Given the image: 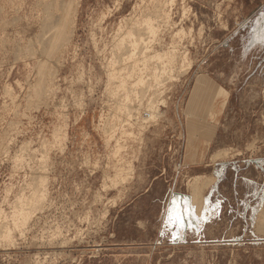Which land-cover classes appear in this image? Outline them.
I'll return each instance as SVG.
<instances>
[{"label":"rangeland","instance_id":"374dc122","mask_svg":"<svg viewBox=\"0 0 264 264\" xmlns=\"http://www.w3.org/2000/svg\"><path fill=\"white\" fill-rule=\"evenodd\" d=\"M47 1L0 0V225L12 235L0 238V264H264V0H160L158 31L136 36L149 55L177 57L158 88L157 60L145 61L135 121L119 77L109 84L119 92L105 84L109 59L126 51L116 35L150 0H80L52 58L37 41ZM43 60L50 76L35 97ZM150 99L160 111L143 124ZM41 178L40 209L14 229V204Z\"/></svg>","mask_w":264,"mask_h":264},{"label":"bare ground","instance_id":"6f19581e","mask_svg":"<svg viewBox=\"0 0 264 264\" xmlns=\"http://www.w3.org/2000/svg\"><path fill=\"white\" fill-rule=\"evenodd\" d=\"M141 2H142V6H143V3L145 2V0H140ZM171 2H172V0H170ZM79 2H80V0H62V1H60V0H49V1H47V2H44V4L43 3H41L42 5L41 6H43V9H42V12H43V15H44V20H43V22H42V24H41V28H42V37H40V38H42L41 40H37L38 41V44H39V42H40V45H42V53H44V54H46V56H47V58L48 57H53L54 55H55V53H57L58 51L59 52H62V51H60L62 48H64V47H67L66 45L68 44V42L70 41L69 39H70V36H71V33H72V29H73V25H74V23H75V16H76V12H77V8H78V6H79ZM163 2V1H162ZM165 2H166V0H165ZM165 4V3H164ZM149 5V6H148ZM166 7V6H165ZM149 8H152V9H150L149 10ZM162 4H161V2H160V0H150L144 7H143V9H142V7L140 6L139 7V9H137V10H139V14H135V15H132L133 16V18H132V22H131V25H128L127 26V28L125 27V29H126V31H123V32H121V33H118L116 36V38H115V41H114V45H113V47H114V49H118V50H122L123 48L126 50L125 52H121V53H119L118 54V56L115 54L114 56H112L113 57V59H109V60H111L110 61V63H108V64H110L109 65V67H108V70H107V78H108V82H107V84H105V85H108V87H109V84H110V82H111V80H113V78L115 79V77L117 78V77H119V81H120V83L118 84V86L116 85V87H117V89H120V90H123V92L125 93V92H127L128 94H132L131 95V97L128 95V94H125V96L123 95V94H121V95H123L124 96V99L125 100H128V103H127V101H126V104H124L125 105V107H124V109H126L127 110V114H128V116H127V114H126V116L128 117V119L129 120H131V121H135V120H132L131 119V116L133 115V114H135V113H137L138 112V108H140V107H137V108H135V106H139V101H141V100H143L144 99V97H145V93H144V91H145V88H146V86L147 87H150V80H149V78H147L148 76H149V74H148V76L146 77V76H143V72H144V74L146 73L145 71H144V69L147 71V69H148V67L145 65V61L148 59V58H152V59H154V60H157L156 61V65H155V67L153 68V72H152V76H151V80L153 81V83L155 84H153L154 86H157V85H160V87H161V83H163V75L164 74H168L169 73V77L171 76L172 77V74H173V71H174V69L172 68V65H173V63L175 62V60H176V54L174 53V51H172V50H168V51H155L153 54H148V53H146L147 52V40H146V37L145 38H140V37H137L136 36V34H137V31L140 29V28H142L144 31H146V32H144V33H147L148 34V36H149V34H153L154 32H156V31H158V29L156 30V27L157 26H155L156 25V21L158 20H156V21H154L155 19L153 18V17H157V14L160 12L159 10H161L162 11ZM142 10H144V12H142ZM55 11H60L61 12V15L59 16V17H56V18H53L54 16H52V15H54L53 13L55 12ZM148 11V12H147ZM150 11H152V13L150 12ZM159 11V12H158ZM157 12V13H156ZM162 13V12H161ZM42 14V13H41ZM165 14V13H164ZM159 15H160V13H159ZM158 15V16H159ZM166 15V17H168V14H165ZM164 15V16H165ZM162 18V17H161ZM130 19V18H129ZM165 19V18H164ZM41 20V21H42ZM1 21V20H0ZM129 21V20H128ZM163 22V20H160V22ZM123 22H124V20H123ZM161 22V23H162ZM166 22V21H165ZM121 24V23H120ZM125 24H127L126 23V21H125ZM12 25V24H11ZM120 26V25H119ZM125 26V25H124ZM161 26V25H160ZM121 27V26H120ZM119 28V27H118ZM156 30V31H155ZM118 32H119V30H118ZM179 32H181L180 30H179ZM41 33V32H40ZM159 33V32H158ZM39 34V33H38ZM155 34V33H154ZM153 34V35H154ZM138 36H139V34H137ZM147 36V35H146ZM152 36V35H151ZM153 37V36H152ZM151 37V38H152ZM155 38V37H154ZM38 39V38H37ZM36 40V39H35ZM146 40V41H145ZM149 40V39H148ZM163 40V39H162ZM36 41V42H37ZM94 42V41H93ZM149 42V41H148ZM29 43H30V41H29ZM32 43V42H31ZM34 44H35V41H34ZM96 44V43H95ZM36 45V44H35ZM30 46V45H29ZM137 48H139V50L137 51L136 49ZM32 49V48H31ZM39 49V48H38ZM37 49V50H38ZM37 50L35 51L36 53H38L37 52ZM149 50V49H148ZM111 51V50H110ZM115 51H117V50H115ZM150 51H151V49H150ZM20 52V51H19ZM29 53V52H28ZM41 53V52H40ZM42 53H41V55H42ZM24 54V53H23ZM39 54V53H38ZM124 54H126L127 55V58L129 59V64H128V62L126 63V64H128V66L126 65H124V67H119V66H117V68L115 67L116 66V62H118L117 60H119L120 58H121V56H122V59H120V60H122V63H123V57H124ZM146 54H148V55H146ZM20 55V54H19ZM32 55H33V50H32ZM125 55V56H126ZM18 56V55H17ZM29 56V55H28ZM61 56H62V53H61ZM186 56V55H185ZM183 57L182 58V61H181V63H182V65L181 66H183V64H184V62H186V60H185V58L186 57ZM34 57V56H33ZM56 57V56H55ZM21 58V57H20ZM50 58V59H51ZM31 59V58H30ZM106 59V58H105ZM124 59H126L125 57H124ZM18 60V59H17ZM21 60V59H20ZM38 60V59H37ZM45 60H46V58H45ZM52 60V59H51ZM50 60V61H51ZM149 61V60H148ZM150 61H152L151 59H150ZM37 62V61H36ZM39 62V61H38ZM121 62V61H120ZM153 62V61H152ZM116 63V64H115ZM121 63V64H122ZM148 63V62H147ZM146 63V64H147ZM115 64V65H114ZM187 64V63H186ZM37 65V64H36ZM48 64L46 63V61H40L39 63H38V65L37 66H35V67H37V84H35V87H33V91L32 92H34V96L36 97H42V94L46 91V86L47 85H45V83H47L46 81L48 80V78H47V76L49 77L50 75H48V73H49V69L51 68V66H49L50 68H48V66H47ZM143 65V66H142ZM148 65V64H147ZM107 66V65H106ZM140 66H142V68L140 67ZM187 66H188V68H189V63L187 64ZM145 67H147V68H145ZM187 68V69H188ZM186 69V68H185ZM148 71H151V70H148ZM178 71V70H177ZM140 72V73H139ZM54 73V72H53ZM52 73V74H53ZM83 73V72H82ZM81 73V74H82ZM126 74L127 76H131L130 78L132 79V75L134 74H136V80H135V82L134 83H132V84H130V86H127V83H126V79H123V78H121L122 76H123V74ZM184 73V72H183ZM51 74V73H50ZM117 75H119V76H117ZM120 75H122V76H120ZM35 76V75H34ZM166 76L167 75H165V78H166ZM178 76V75H177ZM27 77V76H26ZM55 77V76H54ZM124 78H126L125 76H123ZM144 77H146V78H144ZM135 78V77H134ZM51 79V78H50ZM129 79V78H128ZM127 79V80H128ZM167 79V78H166ZM35 81V80H34ZM52 81V80H51ZM114 81H116V80H114ZM36 83V82H35ZM52 83V82H51ZM30 84V83H29ZM147 84V85H146ZM146 85V86H145ZM152 85V86H153ZM32 86H33V84H32ZM48 86H49V83H48ZM51 86V85H50ZM144 86H145V88H144ZM153 86V87H154ZM16 87H17V85H16ZM28 87V86H27ZM116 87H115V89H116ZM109 88H113V87H111V85H110V87ZM157 88H158V86H157ZM9 89V88H8ZM47 89H48V87H47ZM114 89V88H113ZM114 89V90H115ZM147 89V88H146ZM195 89H197V88H195ZM30 90V89H29ZM114 90L112 91V92H114ZM148 90H149V88H148ZM154 90V89H153ZM6 91V90H5ZM10 91H12L11 89H10ZM117 90H115V92H116ZM7 92V91H6ZM111 92V91H110ZM117 92H119V90L117 91ZM122 92V93H123ZM211 93V92H210ZM7 94V93H6ZM11 94V93H10ZM28 94V93H27ZM49 94V93H48ZM111 94V93H110ZM45 95V94H44ZM114 95H118V94H115L114 93ZM121 95H120V97H121ZM13 96V95H12ZM29 96H30V94H29ZM119 96V95H118ZM11 97V96H10ZM35 97H34V99H35ZM152 97V96H151ZM13 98V97H12ZM154 98V97H153ZM43 99V98H42ZM41 99V100H42ZM121 99V98H120ZM30 100H31V97H30ZM40 100V101H41ZM131 100H132V103H131ZM37 101V100H36ZM122 101V100H121ZM120 101V102H121ZM137 101H138V104H137ZM154 102V99L153 100H149V102H148V110L149 111H143L139 116H136V119H139V120H141V122H143V124H145V123H147V122H149V121H151V120H154L158 115H157V112H156V110L157 111H160V110H158V106L156 105V106H154L155 104H153V102ZM42 102H44V101H42ZM134 102H135V104H134ZM123 102H121V104H122ZM156 103V102H155ZM36 104V103H35ZM38 104V103H37ZM42 104V103H41ZM117 105H119V103H117ZM131 105V106H130ZM4 107H6V106H4ZM142 107V106H141ZM116 108V107H115ZM114 108V109H115ZM133 108H135V111H134V109ZM156 109V110H155ZM117 110V109H116ZM122 110H123V108H122ZM119 111H121L120 110V107H119ZM110 113V112H109ZM113 114V113H112ZM124 114H125V112H124ZM159 114V113H158ZM120 115V114H119ZM118 117V115L116 116V118ZM120 117V116H119ZM122 117V116H121ZM113 117H111V119H112ZM134 118V117H133ZM126 119V118H125ZM113 120V119H112ZM111 120V121H112ZM120 120V119H119ZM117 121V120H116ZM126 122V121H125ZM127 122H129V121H127ZM121 123V122H120ZM124 124V123H123ZM128 125V123H125V125ZM106 126L108 127V128H106ZM104 125V129L106 128V131H107V129H108V131H110L109 129H112V127H113V129L116 127L115 126V124H111V122H110V124L109 123H107V125ZM120 126V125H119ZM130 126V125H129ZM128 126V127H129ZM132 126V125H131ZM103 127V126H102ZM103 130V129H102ZM119 130V129H118ZM105 131V130H104ZM55 133V132H54ZM66 133V132H65ZM106 134V133H105ZM54 136H56V134L54 135ZM58 136H59V134H58ZM122 136V135H121ZM120 136V137H121ZM129 136V135H128ZM120 139V138H119ZM43 142V141H42ZM45 142V141H44ZM118 144V143H117ZM119 147H117L116 149H115V151H114V154L115 153H118L119 151H121V150H119L118 149ZM117 156V155H116ZM43 158V157H42ZM115 158V157H114ZM118 161V160H117ZM116 165V164H115ZM46 179H44V178H41V179H39V181H38V187L36 188V187H34V191H32V193H31V195H30V197L27 199L26 198V200L24 201V199L21 201L20 199L21 198H19V200H20V202L16 199V201H18L17 202V206L14 204V207H15V209H14V211H13V215H11L12 217H11V219H12V224H13V226L12 227H14V229H16L17 227H20L21 225V227H23V225L25 226V223L27 222V220L30 218V214L36 209V208H39L40 207V204L42 203L41 202V200L43 199V197H44V195H45V181ZM45 181V182H44ZM45 183V184H44ZM197 184V183H196ZM194 185L193 187H191V198H192V200H194V199H198V198H200V194H201V188L202 187H200V186H198L197 187V185ZM202 185V184H201ZM205 185V184H204ZM33 190V189H32ZM47 190V189H46ZM47 194V193H46ZM45 199V198H44ZM24 201V202H23ZM43 201V200H42ZM20 203V204H19ZM1 206V205H0ZM13 206V205H12ZM13 207V208H14ZM40 209V208H39ZM3 210V209H2ZM263 211V210H262ZM262 211H260L262 214H260L259 213V215H260V217H259V222L261 223V222H263V224H264V213L262 212ZM3 213V212H2ZM1 214V213H0ZM4 215V214H3ZM6 217V216H5ZM10 218V217H9ZM3 219H4V217H3ZM7 219V218H6ZM31 220V219H30ZM4 221V220H3ZM3 221H2V223H3ZM10 221V220H9ZM8 221V222H9ZM259 223V224H260ZM258 224V225H259ZM262 226V225H261ZM261 226H259V227H257V228H259V229H261V230H264L263 229V227H261ZM256 228V230H258ZM19 229V228H18ZM21 235V234H20ZM12 235H11V229L7 226V225H0V238H3L4 240H8V242L11 240V237ZM14 240V239H13ZM4 242V241H3ZM2 242V243H3ZM11 242V241H10ZM13 243V242H12ZM10 244V243H9ZM8 245V244H7Z\"/></svg>","mask_w":264,"mask_h":264},{"label":"crops","instance_id":"0c3cea01","mask_svg":"<svg viewBox=\"0 0 264 264\" xmlns=\"http://www.w3.org/2000/svg\"><path fill=\"white\" fill-rule=\"evenodd\" d=\"M208 141H209V140H208ZM208 141H207V143H206V152H207L208 147H209V146H208V145H209V142H208ZM206 152H205V155H206ZM205 157H206V156H204V159H205ZM204 159H203V160H204ZM203 160H202V161H203ZM196 163H197V162H196Z\"/></svg>","mask_w":264,"mask_h":264}]
</instances>
